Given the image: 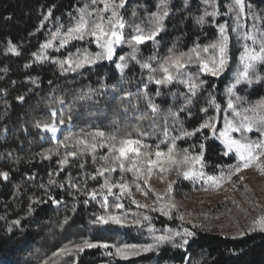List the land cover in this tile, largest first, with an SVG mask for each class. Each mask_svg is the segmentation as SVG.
I'll list each match as a JSON object with an SVG mask.
<instances>
[{"label":"trees","instance_id":"obj_1","mask_svg":"<svg viewBox=\"0 0 264 264\" xmlns=\"http://www.w3.org/2000/svg\"><path fill=\"white\" fill-rule=\"evenodd\" d=\"M89 2L90 0H0V90H6L0 91V172L9 173L7 179L0 176V217L5 218L0 219V264H44L45 261L47 264H72V261H75V264H264V233L256 232L233 238L232 235H221L222 231L211 229H197V237L187 246V251L164 244L159 252L141 253L128 260L113 258L106 254L108 250L99 247L85 249L72 257L53 255L66 245L77 244L83 240L110 244L153 242L146 225L120 227L91 223L95 218L94 214L104 213L101 208L102 198L91 200L85 195L84 189H99L103 184L104 177L97 176L93 180L91 176L96 173L98 166H107L100 159L107 149L97 150L95 163L90 153L78 155L76 158L70 157V162L64 166L63 171L57 163L66 152L78 151L71 141H65L66 137L76 139L82 132L87 134L97 130L124 136L136 127L153 132L164 123L161 117L156 125L150 127L149 119L141 120L145 114L151 117L150 110L143 100L140 101L138 111L123 113L120 109L128 106L127 101L121 103L119 93L102 87L122 81V90L132 93H142L145 90L140 81L146 82L148 72L142 70L140 64L129 58L123 73L116 68L115 62H118L119 56L131 52L127 44L116 48L113 61L103 60L96 65L65 74H61L58 65L50 61L37 62L33 57L32 53L39 52L40 45L50 37L51 32L60 25L66 30L74 22L73 18L78 17V9ZM157 2L158 0H127L121 14L129 23H141L147 19L149 13L156 11ZM229 2L231 0H218L221 12L227 11L224 5ZM246 3L251 6L252 12L263 15L264 0H246ZM169 8L165 30L157 37L158 45L154 47L151 41L141 45L137 53L138 60H147L154 54L164 57L173 44L178 51H187L197 38L202 45L217 38V29L211 18L203 28L194 23V18L201 15L205 9L202 0H188L187 4L184 0H169ZM49 9H52V15L48 20H44ZM134 9L137 18L131 15ZM42 20L43 27L40 26ZM225 21L231 24L232 17L218 16L215 23ZM126 33L131 35L132 29L127 28ZM230 36V61L226 72L219 78L201 75L200 78L206 83L192 98L193 103L180 113L182 124H173L169 119V125L174 129L170 132L172 136L180 135L181 129L190 131L208 116L214 115L213 108H209L207 114L200 111L201 108L208 107L209 94L222 106L226 104L228 97L225 89L233 80L241 50L236 35L230 32ZM9 41L17 46L16 53L8 51ZM78 48H87L93 53L98 50L94 43L90 44L87 40L72 41L58 52L49 49L47 54L50 57L63 58ZM191 70L195 72V66H192ZM255 74L264 77V65H257ZM30 78H38V82L34 84ZM49 81L52 83L49 84ZM156 88V85L148 84L149 95L154 96ZM89 89L96 90V94L81 95L82 90L86 93ZM161 92V96L155 97V103L164 111L169 107L175 110L183 104V97L174 98L171 93H184L186 89L183 85L173 84L162 88ZM50 94H54L56 100ZM237 94L246 97L250 102L256 101L264 97V81H254L252 85H238ZM18 96H23L24 100H17ZM60 97L65 100L63 105L57 103ZM133 102L135 103V99ZM52 107L58 109L57 122L61 117L67 119L69 114L72 116V122L62 125L55 138L51 133L35 126L37 121H52ZM158 135L159 132L144 138V143L151 145L153 152L156 150L155 145L163 139L162 136L157 139ZM248 135L251 138L259 137L255 130ZM85 138L91 142V137ZM61 142L67 143L68 148ZM200 142L199 133L177 140V150L188 148L198 152L199 148L192 149L191 146ZM166 146V143H160L161 150L166 151ZM222 151L218 141L206 142L204 160L207 173L218 175L220 169L216 168V165L234 163L235 158L222 156ZM46 153L51 155V159L44 158ZM81 164L84 165L83 168L80 167ZM57 172L60 174L55 175ZM50 173L53 174L51 179L56 181L54 185L48 183ZM171 174L175 172H170L169 175ZM155 176L154 172L153 177ZM153 177L149 181L150 185L162 192L166 187L157 186ZM110 179L112 182L121 180L119 169L111 174ZM132 179L131 173L123 174V180L131 183ZM69 180L71 184L80 187H71ZM172 180L176 181L173 185L174 198L185 197V194L192 192L193 186L189 180L183 177H175ZM61 183L63 188L59 187ZM41 185L45 188L40 187ZM133 191L135 198L144 203L151 204L154 199L151 194L146 198L134 189ZM49 193L61 200V203L57 205L48 201ZM36 199L48 202L32 203ZM85 199H89L88 204L84 203ZM113 199L109 197L110 205ZM122 202L124 208L118 212L127 213L129 220L135 219L137 215L147 214L153 218L152 222L157 229H163L165 225L176 228L181 223L175 218L170 220L160 212L138 208L127 198ZM30 204L33 211L29 215ZM16 219H21V226L13 227V231L9 233L8 226ZM185 226L191 227L188 224Z\"/></svg>","mask_w":264,"mask_h":264},{"label":"snow or ice","instance_id":"obj_2","mask_svg":"<svg viewBox=\"0 0 264 264\" xmlns=\"http://www.w3.org/2000/svg\"><path fill=\"white\" fill-rule=\"evenodd\" d=\"M205 5L203 13L194 18V23L203 28L211 22L217 29V38L207 44H200L199 38L193 43L187 51H178L176 45L173 44L168 50V54L164 57L153 55L147 60L140 61L137 59L139 47L146 42L151 41L154 45H158L157 37L165 30V19L170 14L169 0H158L156 11L148 14L146 20L141 23H129L121 14V10L125 8L127 0H90L78 9V17L73 18L66 30L60 25L54 32L50 33V37L41 45L39 52L32 53L37 62L50 61L58 65L61 74L68 72H77L86 67L96 65L103 60L113 61L116 48L122 44H127L131 48V52L126 55L119 56L118 62H115L116 68L121 73L128 66V59L136 61L140 64L142 70H147L148 75L146 82L141 80L144 85V91L140 93H132L131 91L122 90L120 83L113 85H102L103 88H111L114 92L120 94V102L127 101L128 106L122 107L120 111L128 113L129 111H138L140 101L150 110L151 117L147 114L141 117V120L149 119V126L156 125L158 119L162 117L164 123L153 132H148L139 127L133 129L132 132L126 133L124 136L115 134H106L103 131L97 130L92 133H81L79 138L66 137L65 141H71L74 148L78 149L68 151L57 161L60 165V170L63 171L64 166L69 164V158H76L78 155L90 153L93 163L97 160V150L107 149L105 155L100 156V159L107 166H98L96 173L91 176L95 180L97 176L104 177L103 184L99 189L88 190L84 189L85 195L91 200H96L101 197V208L104 209L103 214H94L95 218L91 221L93 225H117L120 227H144L146 225L148 232L152 236V243L145 244H129V243H108L94 242L83 240L77 244L66 245L65 247L54 253V256L72 257L84 252L85 249L103 248L106 254L113 258L128 260L130 257L139 256L141 253L159 252L164 244H171L173 248L184 249L187 251V246L197 237V229L208 230V227L202 222H196L190 217L192 213L181 212L180 205L176 202L173 196V185L175 180L169 179V173L175 172L177 177H183L196 183H200L201 189L207 191H217L225 184H231L233 189H238V184H243L245 192L250 191L247 184H244L245 176L242 174L247 169H254L260 175L264 176V97L250 102L246 97L237 94V86L241 84L252 85L255 82L264 81V77L256 73L257 65H264V16L251 11V6L246 3V0H231L224 5L227 9L225 12L220 11L218 0H202ZM187 4L188 0H184ZM102 5V7H101ZM211 8L209 11L208 9ZM52 15V9H49L44 20H48ZM133 18H137V12L134 9L131 13ZM218 16H231L232 23L228 21L216 24ZM251 16L254 21L251 27L246 24V17ZM59 19V18H57ZM260 21L261 23H256ZM44 21H41L40 26L43 27ZM132 29L131 35L126 33L127 28ZM231 33L236 34L237 43H241V52L239 55V63L236 71L233 73L232 82L226 87L227 100L225 105L217 103L216 98L209 94L208 107L201 108L200 111L207 114L209 108L215 110L214 115L208 116L203 120L198 127L192 130L181 129L180 135L172 136L169 125V119L173 124L181 123L180 113L187 106L193 103V97L197 91L206 83L201 79V75L219 78L224 74L229 66V45L231 41ZM179 39V38H178ZM94 43L97 47L95 53L87 48L76 49L69 52L63 58L50 57L47 53L49 49L59 51L65 48L72 41H85ZM250 42V43H249ZM9 52L16 53L17 46L9 41ZM155 66H154V63ZM29 65H25L28 67ZM195 66L196 71L191 70ZM32 83H37L38 78H30ZM52 81H49L51 84ZM148 84L157 86L156 92L149 95L147 92ZM173 84L183 85L186 89L184 93H171L175 98L183 97V104L173 110L169 107L166 111L161 109L160 105L155 103V97L161 96V89ZM215 87V85H213ZM6 91V90H0ZM96 90L89 89L88 92H81L82 96L95 95ZM54 100V94H50ZM135 99V103L133 100ZM17 100L23 101V96H18ZM59 105H63L65 100L60 97L57 101ZM52 121L41 122L37 121L35 126L42 128L52 134L53 138L61 131V126L70 124L72 116L69 114L67 119L58 117V109L50 108ZM118 123V121H114ZM255 130L259 134L258 139H251L248 133ZM207 131V135H205ZM159 132L157 139L160 136L163 139L160 143H166V151L161 150L160 143L155 145V151L151 150L152 146L144 143V138L150 135H155ZM200 134L201 142L198 145H192V149L199 148L198 152L190 151L188 148L177 150L176 141L196 136ZM239 134L237 137L234 134ZM86 136L91 137V142ZM209 140H216L222 146V156L232 158L234 163L228 165H216L220 169L218 175H212L205 171L207 167L204 155L205 144ZM64 143V142H61ZM65 148L68 144L64 143ZM10 155V154H9ZM57 155H59L57 153ZM44 158L51 159L50 154H45ZM83 164L80 165L83 168ZM119 169L121 180L112 182L111 174ZM154 172L156 178L161 182L166 183V188L161 192L154 189L149 181L153 177ZM124 173L132 174V181L123 180ZM57 172L55 175H59ZM8 172H0V176L4 179L8 178ZM49 185L56 184V181L51 179L52 173L49 174ZM237 179L234 180L233 178ZM71 187L79 188V185L71 184ZM144 186H147L145 188ZM40 187L45 188L44 185ZM59 187L63 188L61 183ZM141 193L146 198L153 196L151 204L144 203L135 198L134 191ZM117 190V191H114ZM195 190V189H194ZM47 191V189H46ZM109 197H113V203L109 204ZM127 198L132 204L138 208L149 209L154 212H160L163 216L170 220L175 218L181 223L178 227L172 228L165 225L163 229H157L153 224V218L150 215H137L135 219L129 220L127 213L120 214L118 210L124 208L123 200ZM225 199H229L226 197ZM247 199V198H246ZM48 201L53 204H60L55 196L48 194ZM48 201L36 199L32 203L40 204ZM85 204L89 203V199L84 200ZM232 203L240 208L239 203L232 199ZM247 203L255 210L256 215L252 216L247 225L241 228L239 222L236 223V232L232 234L233 238L244 236L251 233H264V205L259 201L248 199ZM115 209L117 211H112ZM33 211L31 204L29 206V215ZM231 211V210H229ZM244 212L245 217L250 213L240 208ZM205 216L206 214H201ZM0 219H5L0 217ZM22 219V218H21ZM21 219H16L8 226L7 231L11 233L13 227L21 226ZM218 219V217H217ZM67 218H65V223ZM185 224L191 225L186 227ZM223 228V225L220 226ZM160 233V234H157ZM221 235H227L221 232ZM177 240L179 242L177 243ZM111 249V250H109ZM47 264V261L44 262ZM75 264V261H72Z\"/></svg>","mask_w":264,"mask_h":264},{"label":"rangeland","instance_id":"obj_3","mask_svg":"<svg viewBox=\"0 0 264 264\" xmlns=\"http://www.w3.org/2000/svg\"><path fill=\"white\" fill-rule=\"evenodd\" d=\"M262 16H264V13ZM245 22L248 27H251L254 21L251 16H247ZM256 23L259 24L261 22L256 21ZM234 35L236 34L234 33ZM241 43L239 44L242 50ZM234 135L237 137L239 136L238 133ZM258 138L259 137H254L251 139L255 140ZM242 174L245 176L244 184L248 185L250 191L245 192L243 184H238L237 187L239 190L233 189L229 183L225 184L217 191L205 192L200 190V183L194 185L193 182L190 181L193 186L192 192L185 194V197L175 198V200L180 205L181 212L192 213L190 218L194 221L204 223L208 229L223 231L232 235L237 230L235 227L237 222H239L241 228H244L248 220L256 215L255 210L247 203L248 199L259 201L260 204L264 205V176L260 175L254 169H247ZM175 177H177L176 174L169 175V179ZM154 179L157 186L163 188L167 186L166 183L161 182L156 176L153 177V180ZM233 179L236 180L237 178L234 177ZM226 197H229V199H225ZM232 199H235L239 203L240 208L246 209L250 215L245 217L244 212L240 211V208L232 203ZM202 213L206 214L207 219H205L204 215H201ZM221 225H223V228L220 227Z\"/></svg>","mask_w":264,"mask_h":264}]
</instances>
